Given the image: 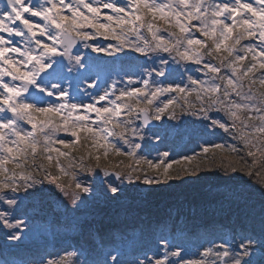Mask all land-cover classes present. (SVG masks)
<instances>
[{
  "label": "snow or ice",
  "instance_id": "1",
  "mask_svg": "<svg viewBox=\"0 0 264 264\" xmlns=\"http://www.w3.org/2000/svg\"><path fill=\"white\" fill-rule=\"evenodd\" d=\"M101 55L119 70L96 72ZM186 117L199 122L191 154L161 135L189 131ZM204 169L235 182L232 199L244 211L194 254L177 235L186 218L169 212L142 227L128 260L98 241L101 259L81 260L69 246L33 264H264V0H0L8 241L31 232L25 209L34 198L58 192L71 211L97 191L115 197L125 183L159 185Z\"/></svg>",
  "mask_w": 264,
  "mask_h": 264
},
{
  "label": "trees",
  "instance_id": "2",
  "mask_svg": "<svg viewBox=\"0 0 264 264\" xmlns=\"http://www.w3.org/2000/svg\"><path fill=\"white\" fill-rule=\"evenodd\" d=\"M105 59L106 61L101 63L104 70L106 64H111L114 58L105 56ZM109 71L117 70H114L112 65ZM165 135L169 144L177 143L182 146L179 135L168 132H165ZM188 149L182 146L183 151ZM85 151V148L81 147L76 154H83ZM197 176L200 178L197 179ZM225 181L227 175L222 171L204 169L183 179H172L159 185H144V196L141 193L142 183L139 186L133 185L125 194L118 192L115 197L97 191L87 202L92 209L77 215L65 210L57 203L58 198L53 199L52 196L30 200L26 211L32 212V215L27 217H33L40 222L48 220L58 228L65 221L73 223L75 234L72 239L78 240L90 256L101 258L103 249L99 247L97 240L103 243L105 249H121L125 245L122 253L134 255L140 247V241L138 244L126 243L131 235L139 237L142 227L149 221L165 218L169 212L173 215L179 213L188 223L177 235L192 254L196 252L201 239L207 233L227 229L235 219L243 216L244 206L238 205L232 199L233 189L237 185L235 182ZM249 199L251 207L255 208L258 214L259 197L250 195ZM2 233L4 235V231L0 230V241L3 239ZM66 236L59 239L54 237L52 241L71 242L68 240L71 238L70 234Z\"/></svg>",
  "mask_w": 264,
  "mask_h": 264
},
{
  "label": "rangeland",
  "instance_id": "3",
  "mask_svg": "<svg viewBox=\"0 0 264 264\" xmlns=\"http://www.w3.org/2000/svg\"><path fill=\"white\" fill-rule=\"evenodd\" d=\"M91 55L95 56L96 54L94 53H90ZM110 58V57H109ZM105 56L101 55L100 56V60L95 64L94 69L96 72H99L101 75H106L108 73H112L115 71H109V72H105L104 70H100V68L97 67V65H100L101 67V63L105 62ZM120 61H116L113 59L111 64H106V68L111 70V66H114V70H119V66H120ZM130 70H135V69H130ZM85 84H82L81 87H85ZM186 120H191L190 123H188L186 125V128L189 131H185L182 135H179L180 137L178 138L182 144V146L184 145L185 147L189 148L187 151L188 154H191V152L189 151L190 149H192L193 147H195V144L197 142L196 140V136L195 134L191 133V129H193L195 124H199L198 121H195V119L193 117H187ZM166 131H161V135H165ZM171 133V132H168ZM187 134V135H186ZM218 134L219 136H223L224 134L222 133V131L218 130ZM210 139L212 140H217V137H210ZM166 143L169 144L168 141H166ZM181 146V148H182ZM198 149V148H197ZM196 149V150H197ZM85 150H87L85 148ZM116 183H119L118 181ZM147 186V185H146ZM121 188V194H125L127 192H129L132 188L133 185L131 184H123L120 185ZM146 189H144V185L143 187H141V193L144 196V192ZM55 192V190H54ZM119 192V193H120ZM101 193L103 195H108V196H113L111 193H105L104 191H101ZM117 195V194H116ZM115 195V196H116ZM53 199L58 198V200L62 199V197H60L59 193H55ZM90 200L86 199L85 202L83 204H81L79 206V208L75 209V210H71V212H73V214L77 213H84L86 211H90L92 209V207H90V205H87V202ZM58 203V202H57ZM60 205V204H59ZM28 206V205H27ZM26 206V208H27ZM61 206V205H60ZM26 210V209H25ZM28 216L32 215V212L27 211ZM25 219H28L29 221V225L30 228L32 229L31 232H28L27 230H25V238H22L19 242L16 241H8L5 237V235H3V239L2 241H0V245H1V249H3V246L5 249L2 250V257L4 256L5 259L9 262V264H33V262L37 259V257L41 254L47 253V252H59L62 248L64 247H74L80 251H82L84 253L83 256L80 257L81 260L87 258L89 260L92 259H101V257H95V256H90V254H88L83 246L78 242V240H74L72 239V236H74V224L73 223H67L66 221L60 226V228H58V226H53L49 223V221H37L35 218L33 219V217H25ZM70 237L68 240H71V242H62V240H58L59 242H54L52 241V239L55 238H61V237H67L66 235H69ZM74 240V241H72ZM98 242V240H97ZM139 242V237L138 235H131L129 239H127L126 243H132V244H138ZM58 243V244H57ZM46 245V247H45ZM46 248V250L43 249ZM126 248L125 245H123V247L120 250L121 256L122 258H124L125 260L130 259L133 255H127L126 253H122V250ZM36 249H40V251H37ZM19 251V252H18ZM21 251V255L22 258H20V253ZM16 252V253H15ZM18 252V253H17ZM194 254V252L192 253ZM1 255H0V261H2Z\"/></svg>",
  "mask_w": 264,
  "mask_h": 264
}]
</instances>
